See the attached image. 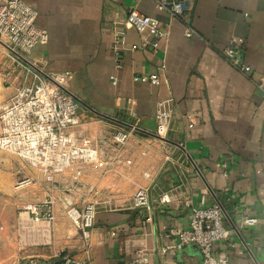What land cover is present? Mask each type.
Returning <instances> with one entry per match:
<instances>
[{
  "label": "crops",
  "instance_id": "crops-1",
  "mask_svg": "<svg viewBox=\"0 0 264 264\" xmlns=\"http://www.w3.org/2000/svg\"><path fill=\"white\" fill-rule=\"evenodd\" d=\"M22 1L38 12L36 24L49 36L33 49L32 60L49 73L73 74L69 91L81 102L84 122L79 139L136 128L119 164L94 168V174L88 165L77 176L73 171L65 175L78 181L76 201L94 190L102 200L129 204L98 211L88 245L76 259L123 264L146 249L153 264H202L196 244L167 253L163 249L176 242L175 231L189 228L190 205L214 204L213 194L234 223L242 213L264 218V0H180L188 3L181 20L159 11L154 0ZM132 10L169 33L157 50L144 46L143 34L126 28ZM187 27L197 34L187 38ZM120 32L126 47L117 52ZM232 37L245 40L243 60L250 73L239 72L219 55ZM10 63L0 42V109L15 93L3 73ZM150 74L159 75V85L135 80ZM169 99L171 125L161 138L157 105ZM92 127L91 134L86 132ZM12 178V168L3 164L0 264H62L54 253L52 227L43 244L26 240L18 229L20 210L31 200L13 190ZM33 187L38 191L43 185ZM140 188L148 190L150 210L133 206ZM163 196L171 202L163 203ZM62 197L75 200L71 191ZM58 206L56 220L62 216ZM216 252L230 264H264V224L232 233Z\"/></svg>",
  "mask_w": 264,
  "mask_h": 264
},
{
  "label": "built area",
  "instance_id": "built-area-1",
  "mask_svg": "<svg viewBox=\"0 0 264 264\" xmlns=\"http://www.w3.org/2000/svg\"><path fill=\"white\" fill-rule=\"evenodd\" d=\"M156 8L168 13L173 19H183L188 3L180 0H154ZM38 12L22 0L0 1V42L6 48L11 63L3 72L7 82L15 87L14 95L3 105L0 112V150L29 162L33 167L47 172L53 181L56 175L64 174L74 164L92 163L98 160L97 148L88 140L78 137L81 127V102L69 91L73 74L49 73L42 63L32 60L34 48L48 42L47 31L37 24ZM128 29H134L145 36L144 46L158 49L160 40H168L169 33L149 16L132 10L125 22ZM197 33L186 28L185 36L190 38ZM245 40L232 37L219 55L241 73H250L252 68L243 60ZM125 46V34L120 32L115 50ZM133 46L132 49H137ZM136 81L160 84L158 74L138 77ZM171 99L157 105V135L166 137L172 120ZM135 126L127 132L118 131L114 139L123 147L129 142ZM29 181L20 182V186ZM229 189L225 188V192ZM215 196V203L198 206L190 205V222L186 230L174 232L177 240L165 247L163 253L178 251L186 245L196 244L203 256L202 264H230L227 257L216 252L218 244L227 243L232 235L245 227H257L264 224V218L240 214L239 223H234L223 205ZM162 202L170 203L168 196ZM57 198L49 192L44 199L25 204L20 210L18 229L26 240L46 243L49 229L56 223ZM133 206L150 210L147 189H138L133 197ZM67 216L89 242L95 228L96 210L93 204H87L81 210L71 208ZM245 243V242H244ZM88 245V244H87ZM86 245V246H87ZM246 251L253 256L249 245ZM62 264H89L85 259H76L71 254H58ZM29 264H37L33 260ZM58 264V263H56ZM123 264H153L146 249L139 250L134 258Z\"/></svg>",
  "mask_w": 264,
  "mask_h": 264
},
{
  "label": "rangeland",
  "instance_id": "rangeland-1",
  "mask_svg": "<svg viewBox=\"0 0 264 264\" xmlns=\"http://www.w3.org/2000/svg\"><path fill=\"white\" fill-rule=\"evenodd\" d=\"M2 108L0 109V112L2 111ZM83 124L84 122L82 121L81 125ZM86 132L91 134L93 132V127L88 128ZM117 132V129H110L108 133L106 132V134L101 137L92 139L89 136L87 140L90 142L93 148H97L99 150L98 160L92 163L78 162L74 164L72 168H70L71 170L69 169L64 174L56 175L53 181L49 179V174L47 172L33 167L29 162L21 160L17 156L0 150V167H3V164H6V166L12 168L13 190L15 189L23 193L25 192V198L31 200L30 202H36L38 200L44 199V197L47 196L49 192H52L56 195L57 205H59L61 208L62 216L60 215L59 219L57 218L56 223L50 229V234L52 235V244H55L56 240V250L54 251L55 254L67 253L75 255L78 254L81 248L86 247L84 246V244L88 243V241L84 237V234L75 227L72 220L67 216V211L69 209L75 208L81 210L87 204H93L97 215L98 211L101 209L119 210L129 206V204H113L112 201L102 200L100 199V194L95 193L94 190H91L89 192L90 196L84 195L82 201H76L78 198V194L81 193V191H79V189L77 188L78 181L77 179L73 180L72 177L71 179H67V177L65 176L70 171H73L72 174H76L77 176L81 173V171L87 168L88 165L89 168L92 167L93 171L90 174H94V168L106 167L108 169H111V167L119 164V161L122 158L120 157V155L122 154L123 146L114 139ZM23 181L29 182L26 185L20 186V182ZM38 182H40L43 187H39L38 191H32L34 190L33 186L38 184ZM66 182L68 186L64 188V186L62 185ZM64 191H71L75 200L70 201L68 199H64L62 197ZM2 199L3 196L1 197L0 194V202L2 201Z\"/></svg>",
  "mask_w": 264,
  "mask_h": 264
}]
</instances>
